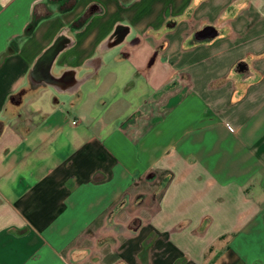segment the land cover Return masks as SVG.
Returning <instances> with one entry per match:
<instances>
[{
    "label": "crops",
    "instance_id": "1",
    "mask_svg": "<svg viewBox=\"0 0 264 264\" xmlns=\"http://www.w3.org/2000/svg\"><path fill=\"white\" fill-rule=\"evenodd\" d=\"M0 264H264V0H0Z\"/></svg>",
    "mask_w": 264,
    "mask_h": 264
},
{
    "label": "built area",
    "instance_id": "2",
    "mask_svg": "<svg viewBox=\"0 0 264 264\" xmlns=\"http://www.w3.org/2000/svg\"><path fill=\"white\" fill-rule=\"evenodd\" d=\"M72 123H75V121H73Z\"/></svg>",
    "mask_w": 264,
    "mask_h": 264
}]
</instances>
